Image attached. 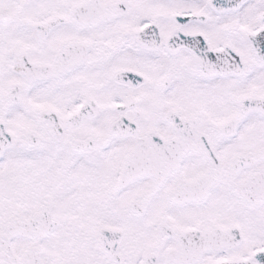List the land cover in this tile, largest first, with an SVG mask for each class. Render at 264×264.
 Returning a JSON list of instances; mask_svg holds the SVG:
<instances>
[{"label":"snow or ice","instance_id":"1","mask_svg":"<svg viewBox=\"0 0 264 264\" xmlns=\"http://www.w3.org/2000/svg\"><path fill=\"white\" fill-rule=\"evenodd\" d=\"M0 264H264V0H0Z\"/></svg>","mask_w":264,"mask_h":264}]
</instances>
